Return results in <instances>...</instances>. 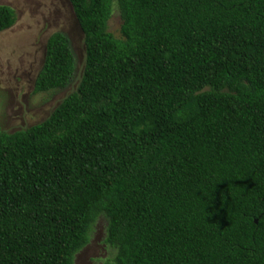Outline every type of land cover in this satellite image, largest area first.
Returning a JSON list of instances; mask_svg holds the SVG:
<instances>
[{"label": "trees", "instance_id": "obj_1", "mask_svg": "<svg viewBox=\"0 0 264 264\" xmlns=\"http://www.w3.org/2000/svg\"><path fill=\"white\" fill-rule=\"evenodd\" d=\"M67 1L75 88L0 130V264H72L98 217L99 264H264V0ZM74 74L49 33L32 90Z\"/></svg>", "mask_w": 264, "mask_h": 264}, {"label": "rangeland", "instance_id": "obj_2", "mask_svg": "<svg viewBox=\"0 0 264 264\" xmlns=\"http://www.w3.org/2000/svg\"><path fill=\"white\" fill-rule=\"evenodd\" d=\"M12 11V22L0 29V130L11 132L40 122L78 81L82 66V34L67 0H0ZM119 17L113 9L108 30L118 35ZM62 31L75 57L73 81L63 89L34 92L32 81L40 66L49 33ZM104 242V220L98 217L72 264H99L111 256Z\"/></svg>", "mask_w": 264, "mask_h": 264}]
</instances>
